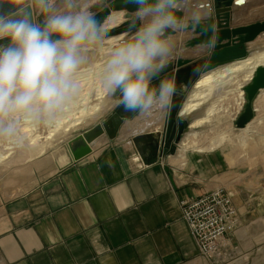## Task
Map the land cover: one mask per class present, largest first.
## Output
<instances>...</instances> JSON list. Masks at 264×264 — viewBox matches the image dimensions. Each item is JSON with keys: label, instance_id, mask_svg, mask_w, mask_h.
I'll list each match as a JSON object with an SVG mask.
<instances>
[{"label": "crops", "instance_id": "crops-1", "mask_svg": "<svg viewBox=\"0 0 264 264\" xmlns=\"http://www.w3.org/2000/svg\"><path fill=\"white\" fill-rule=\"evenodd\" d=\"M201 2L209 7L213 1L186 0L185 8H199ZM263 11L264 0H249L234 12L230 26L261 21ZM207 15L205 7L201 22ZM186 32L184 49L192 48L190 57L171 58L197 63L190 64L195 81L208 57L207 45L196 44L191 29ZM130 118L122 121L114 138L104 134L98 146L91 143V153L78 161L67 163L68 148L61 146L54 157L66 159L60 168L0 203V264H257L264 248V195L257 194L263 185L256 169L229 166L224 154L214 150L186 151L185 163L173 165L169 157L178 144L172 142L173 133L165 140L166 119L153 122L163 127L149 132L142 131V122L129 126ZM147 133L157 140L152 163H145L132 141ZM217 186L233 193L236 228L224 235L215 256L206 259L182 218L179 201Z\"/></svg>", "mask_w": 264, "mask_h": 264}, {"label": "clouds", "instance_id": "clouds-1", "mask_svg": "<svg viewBox=\"0 0 264 264\" xmlns=\"http://www.w3.org/2000/svg\"><path fill=\"white\" fill-rule=\"evenodd\" d=\"M129 2L135 5L131 36L104 63L100 91L118 94L116 104L128 112L167 113L174 81L151 82L170 62L172 35L201 27V15H178L186 0ZM107 38L84 0H0V138L23 147V126H58L75 107L88 53Z\"/></svg>", "mask_w": 264, "mask_h": 264}, {"label": "bare ground", "instance_id": "bare-ground-1", "mask_svg": "<svg viewBox=\"0 0 264 264\" xmlns=\"http://www.w3.org/2000/svg\"><path fill=\"white\" fill-rule=\"evenodd\" d=\"M205 7V3L202 2L196 9L186 7L184 15L189 16L192 12L201 15L204 13ZM121 12L124 11H113L106 17L103 22L105 29H113L124 20ZM184 35L182 32L181 35L172 36V42L174 43L176 40L181 42L185 38ZM123 37L122 33L114 36L109 35L102 44L95 46L88 53L90 61L77 75V79L80 81V93L75 100V107L60 121L58 126L52 128L23 126L21 128V135L25 137L23 147H17L0 138V183L11 185L15 180H25L34 185L39 177L35 176L32 168H36L38 172L45 171L47 168L43 173L45 175L53 172L57 168L56 166L64 163L66 159L58 162L54 159L55 151L45 155L48 150L62 142L67 143L76 129L91 123L114 105L115 100L111 95L100 91L102 67L111 51L125 40ZM259 65H264V48L262 47L252 50L243 59L228 62L201 73L193 82L180 106V115L182 117L190 116V120L178 141L177 153L171 154L169 157L172 164L182 166L185 163L186 151L190 147H194L192 151L203 152L228 146L230 150L235 149V152L245 145L247 139L256 133L259 126L264 127V114H260L264 107V88L259 91L253 104V112L256 111V115L254 114L255 116L243 128L232 127L233 120L245 104L244 86L250 82ZM190 77V71H181L177 76V81L187 82ZM162 116L163 113L159 111H154L149 116L136 113L133 118H130L134 120L129 122V126L142 122L144 125L142 131L156 132L160 125L153 122H160L159 119L161 120ZM222 119H226L223 124L220 123ZM149 121L150 123L147 125ZM100 143L99 137L92 142L97 146ZM43 155L45 156L38 160ZM53 159L55 163H52ZM138 159V155H133V160L137 161ZM2 189L0 203H2V198L8 200L9 197L20 191L21 187L15 186L13 190L3 187Z\"/></svg>", "mask_w": 264, "mask_h": 264}, {"label": "water", "instance_id": "water-1", "mask_svg": "<svg viewBox=\"0 0 264 264\" xmlns=\"http://www.w3.org/2000/svg\"><path fill=\"white\" fill-rule=\"evenodd\" d=\"M212 1V6L208 7V4L206 5V8H208V19L205 22H201V27L193 31L197 35L195 38L196 44L207 45L208 57L202 73L228 62L245 58L249 55L250 47L253 46L252 44L255 40L264 34V20L254 21L238 27L230 26L234 12H240L249 0H245L243 4L236 3V0ZM134 9L135 5L130 3L129 0H110L93 13L102 23L111 12L119 10L126 12L125 20H134ZM178 15L182 18L184 17L182 11ZM106 30L109 36L113 29ZM188 63L189 59H173L170 57L168 66L152 80V86L158 87L161 80L174 81L176 86L181 83H190L193 80L195 70L185 68L184 66ZM181 71L191 72V77L187 82L177 81V76ZM262 88H264V65H259L256 67L250 82L244 86L245 104L233 120L236 128H243L253 118L255 114L253 112V104ZM179 110L177 111L173 106L167 112L165 121V140L169 142L173 133L172 142L174 144L180 140L189 123V120L180 115ZM133 114V112L117 109L108 118L102 119L90 128L71 137L66 143L68 148L67 163L78 161L89 155L92 150L91 143L101 135L107 134L108 138H114L122 121ZM132 141L138 151L141 152V157L145 163H152L156 160L154 153L157 143L153 134L137 135ZM139 142L143 144L141 145ZM147 146V155H144L143 151H146ZM57 167L60 168L61 165Z\"/></svg>", "mask_w": 264, "mask_h": 264}, {"label": "rangeland", "instance_id": "rangeland-1", "mask_svg": "<svg viewBox=\"0 0 264 264\" xmlns=\"http://www.w3.org/2000/svg\"><path fill=\"white\" fill-rule=\"evenodd\" d=\"M110 0H84V3L87 5V7L92 11V12H95L96 10H98L99 8H101L102 6H104V5H106L108 2H109ZM203 3V2H202ZM184 11H186V10H184ZM183 13V16H184V12H182ZM201 16H202V14H201ZM261 17L263 18L262 20H264V11H263V13H262V15H261ZM122 18H123V16H122ZM124 20L122 21V22H120L119 24H118V26L116 25L114 28H113V30L109 33V35H111V36H114L115 34H118V33H122V32H124V34H122L124 37V39H128V38H130V36H131V29H130V24H131V22H129L128 20H125V18H123ZM260 21V20H259ZM137 26H138V24H137ZM127 27H129V28H127ZM181 35L182 34V32H177V33H174L172 36H178V35ZM183 34H185L184 35V39L181 41V42H179V41H175L173 44H174V50H173V55L172 56H177V57H190L189 55H191L190 54V50H192V48H189L188 46H187V48L186 49H184L185 47H186V45H185V39H186V37L189 35L188 34V32H186V31H183ZM253 46H251L250 47V52L252 51V50H256V49H261V47L262 48H264V34H262L259 38H257L256 40H255V42L252 44ZM191 63H193V64H197V63H194V62H192L191 61V59L189 60V63L187 64V65H185L184 67L185 68H187V67H191ZM191 69V68H190ZM203 72V71H202ZM199 76V75H198ZM197 77V76H196ZM195 77V78H196ZM193 80L190 82V83H181V84H179L178 86H176V89H177V91H176V95H177V104H176V110L178 111L179 110V108H180V106L182 105V103H183V101L185 100V98H186V96H187V93H188V91L190 90V88H191V86H192V84H193ZM111 97L112 98H114L115 100H117V98H118V95L116 96V94H114V95H111ZM119 108H120V106H116V103H114V105L110 108V109H108L105 113H103L102 115H100L98 118H96L94 121H92L91 123H89V124H87V125H85V126H82V127H80V128H78V129H76L73 133H72V136L73 135H75V133L76 132H78L79 130H81L82 128H84V127H87V126H90L91 124H93L94 122H96L97 120H99V119H106V118H108V116H110L111 115V113L113 112L114 113V111L115 110H119ZM111 109H113V111H109V110H111ZM263 111H264V107H263ZM263 111H260V114L262 115V113L264 114V112ZM136 113H134L133 115H135ZM166 114L167 113H163V116L161 117V119H162V121L164 122V120H165V118L167 117L166 116ZM255 115H256V111H255ZM254 115V116H255ZM131 116H129L128 118H130ZM263 117H264V115H263ZM184 118H186L187 120H190V116H187V117H184ZM126 119V118H125ZM226 119H222L221 121H220V123H224V121H225ZM163 127V125H161V127L160 128H162ZM232 127L233 128H236L235 127V125H234V123L232 122ZM259 128H260V130H261V132H260V130H259ZM259 128H257V131H256V133L253 135V136H251V137H249L248 139H247V141L245 142V145H243L242 147H240V148H238V150H236L235 152H234V150L235 149H231L230 150V147H228V146H224V147H219V148H216L214 151H219V152H222L223 154H224V156H225V158H226V162H227V164L229 165V166H238V165H249V166H253L255 169H256V171H257V173H258V178H259V180L261 181V184L263 185V188H262V190L259 192H257V194L258 193H260V194H262V195H264V138H262V137H264L263 135H264V127L262 128V127H260L259 126ZM262 128V129H261ZM186 130V129H185ZM185 132V131H184ZM261 134H260V133ZM259 134V135H258ZM154 135V134H153ZM262 135V136H261ZM135 137V136H134ZM254 137V138H253ZM254 142H253V141ZM263 140V141H262ZM155 141H156V143H157V140H156V138H155ZM256 141H258V142H256ZM260 142V143H259ZM65 144H66V142H62L61 144H59V145H57V146H54V147H51L49 150H48V152L45 154V155H47L48 153H50V152H52V151H55V154L57 153L56 151H58L59 149H60V147L62 146V150H64L65 149ZM177 144H178V142H177ZM251 144H252V146H251ZM176 145V144H175ZM256 145V146H255ZM177 147H178V145L175 147V146H173L172 147V150H175V149H177ZM250 147V148H249ZM194 149V147H190V148H188L187 149V151H192ZM233 150V151H232ZM204 152V151H203ZM230 152V153H229ZM232 152V153H231ZM233 152H234V154H233ZM45 155H43V156H41L40 158H38V160L39 159H41V158H43ZM235 158V159H234ZM243 160V161H242ZM52 163H55L54 162V159L52 160ZM173 165H175V164H173ZM56 166V165H55ZM57 167V166H56ZM46 170H47V168L45 169V171H41V172H38V170L36 169V168H32V171L35 173V176L36 177H43V176H45V174H43V173H45L46 172ZM47 174V173H46ZM18 179H20L19 177H18ZM4 181H6V180H4ZM21 183V184H20ZM25 183V184H24ZM19 185V186H18ZM15 186H17V187H21V190L20 191H18L16 194H14L13 196H11V197H15L16 195H19V194H21V193H23V192H25V191H27L29 188H31L32 186H33V183H29V181H17V180H15L11 185H8V184H2V182L0 183V191H2L3 189H2V187L3 188H7V189H11V190H13V188L15 189ZM10 187V188H9ZM217 187H223V186H217ZM226 189V188H225ZM227 190V189H226ZM228 192L230 193V195H231V197L233 198V193H232V191L231 190H228ZM255 192V191H254ZM256 194V193H255ZM260 194H258V195H260ZM0 195H1V192H0ZM11 197H9V198H11ZM8 198V199H9ZM7 200V199H6ZM4 198H2V202L3 201H6ZM234 204V203H233ZM235 207V206H234ZM263 211H264V207H263V209H262ZM263 240H264V236H263ZM264 244V243H263ZM217 253V251L215 252V254ZM215 254H212L210 257H204V258H206V259H212V257L213 256H215ZM223 255V254H222ZM221 255V256H222ZM257 264H264V248H263V250L262 251H260L259 252V254L257 255V262H256Z\"/></svg>", "mask_w": 264, "mask_h": 264}, {"label": "built area", "instance_id": "built-area-1", "mask_svg": "<svg viewBox=\"0 0 264 264\" xmlns=\"http://www.w3.org/2000/svg\"><path fill=\"white\" fill-rule=\"evenodd\" d=\"M179 206L201 256L215 254L224 235L236 228V209L224 187L185 197L179 201Z\"/></svg>", "mask_w": 264, "mask_h": 264}, {"label": "flooded vegetation", "instance_id": "flooded-vegetation-1", "mask_svg": "<svg viewBox=\"0 0 264 264\" xmlns=\"http://www.w3.org/2000/svg\"><path fill=\"white\" fill-rule=\"evenodd\" d=\"M127 28H129V27H127ZM176 104H177V95H176V93H175V95H174V97H173V106L176 107ZM173 106H172V107H173ZM119 109H120L121 111L124 110V108H123L122 106H120ZM115 111H117V110H115ZM115 111H114V112H115ZM112 113H113V112H112ZM112 113H111V114H112ZM166 116H167V114H166ZM166 118H167V117H166ZM166 118H165V119H166Z\"/></svg>", "mask_w": 264, "mask_h": 264}, {"label": "snow or ice", "instance_id": "snow-or-ice-1", "mask_svg": "<svg viewBox=\"0 0 264 264\" xmlns=\"http://www.w3.org/2000/svg\"><path fill=\"white\" fill-rule=\"evenodd\" d=\"M245 2V0H236V3L238 4H243Z\"/></svg>", "mask_w": 264, "mask_h": 264}]
</instances>
